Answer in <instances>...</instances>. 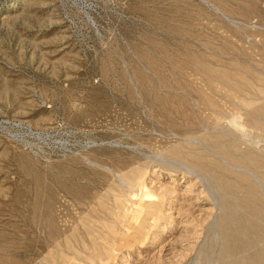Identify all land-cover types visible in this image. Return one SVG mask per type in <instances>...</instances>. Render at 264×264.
I'll return each instance as SVG.
<instances>
[{
  "label": "rangeland",
  "instance_id": "1",
  "mask_svg": "<svg viewBox=\"0 0 264 264\" xmlns=\"http://www.w3.org/2000/svg\"><path fill=\"white\" fill-rule=\"evenodd\" d=\"M254 255L264 0H0V264Z\"/></svg>",
  "mask_w": 264,
  "mask_h": 264
},
{
  "label": "bare ground",
  "instance_id": "2",
  "mask_svg": "<svg viewBox=\"0 0 264 264\" xmlns=\"http://www.w3.org/2000/svg\"><path fill=\"white\" fill-rule=\"evenodd\" d=\"M257 223V222H256ZM234 233H235V231H234ZM235 236V235H234ZM233 236V237H234ZM227 239V238H226ZM228 240V239H227ZM229 242L230 243H226V245L228 246V249L229 250H234V249H236L237 248V246H236V242H235V240L233 239V238H230L229 239ZM239 244V243H238ZM240 247V246H239ZM238 247V248H239ZM255 258H257L258 259V256H256V255H254V256H252L251 258H249V259H247L246 261H244L242 264H258V260L257 259H255ZM257 260V261H256Z\"/></svg>",
  "mask_w": 264,
  "mask_h": 264
}]
</instances>
